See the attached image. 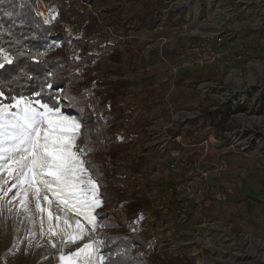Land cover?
Returning a JSON list of instances; mask_svg holds the SVG:
<instances>
[{
    "label": "rangeland",
    "instance_id": "374dc122",
    "mask_svg": "<svg viewBox=\"0 0 264 264\" xmlns=\"http://www.w3.org/2000/svg\"><path fill=\"white\" fill-rule=\"evenodd\" d=\"M38 3L35 9L49 21L46 1ZM80 3L107 24L106 38L89 37L75 19L81 14L68 12L67 20L59 0L52 15L60 16L62 37L91 39L89 51L95 56L89 67L97 82L78 88L88 105L101 88L112 91L113 82L120 86L117 95L127 111L126 123L114 127L120 145L112 147L113 154L104 149L97 156L84 145V123L77 114L20 97L0 106L4 147L10 145L11 117L19 118L26 106L40 113L50 109L49 119H66L68 128L79 125L68 135L87 169L80 177L85 198L98 199L99 206L103 202L88 164L101 160L114 167L125 199L142 197L144 229L163 259L173 254L180 257L177 264H264V0ZM117 4L120 9L110 15L106 9ZM233 35L245 43L232 42ZM63 39L58 51L72 57L79 48L66 49ZM118 49L123 56L117 62L113 53ZM11 60L8 53L0 54V64ZM226 104L232 108L231 130L220 133L211 117L202 119V129L186 122L204 111H218L221 117ZM189 128L207 139L194 143L181 132ZM42 179L32 182L11 162L0 171V264H102L99 206L90 210L94 220L89 221ZM89 180L96 185L95 196ZM112 210L125 211L119 195Z\"/></svg>",
    "mask_w": 264,
    "mask_h": 264
},
{
    "label": "trees",
    "instance_id": "16d2710c",
    "mask_svg": "<svg viewBox=\"0 0 264 264\" xmlns=\"http://www.w3.org/2000/svg\"><path fill=\"white\" fill-rule=\"evenodd\" d=\"M45 1L51 22L35 9L39 5L38 0H0V54L6 52L12 57L11 62L0 64L3 65L0 67V106L12 104L17 98L23 97L40 101L55 110H70L84 123L85 147L94 150L97 156L102 155L104 149L113 154L115 151L112 147H118L121 143L114 127L126 123L127 111L117 95L120 86L113 82L114 90L105 91L101 88L90 95L91 105H88L85 95L78 92V88H91L97 82L95 71L89 67L95 56L89 51L91 39L71 35L62 37L64 29L59 23L60 16L52 15L53 2L56 0ZM59 1V9L67 20L70 18L66 15L68 12L83 16L75 19L82 24L83 31L89 37L108 36L107 24L93 11L85 10L80 0ZM120 7L121 4H117L105 9L112 15ZM62 38L67 39L66 49L70 46L79 48L72 57L67 51H58L63 47L60 46ZM238 38L245 43L238 35L231 36L230 40L236 42ZM243 42L241 47L246 51L248 47ZM122 56L120 49L113 53L117 62L121 61ZM225 107L221 117L218 111H204L202 115L186 122L202 129V119L211 117L220 133L231 130L234 127L229 122L232 108L229 104ZM181 132L193 138L194 143L207 139V134L199 133L200 130L189 128ZM88 167L103 195V202L97 209L102 225L99 232L102 264H177L180 257L172 254L165 260L156 253V246L153 248L151 245L140 217L142 197L125 199V189L120 185L114 167H105L101 160L89 163ZM173 185L176 186V183ZM116 192L121 200H125L124 213L116 214L112 210L118 196ZM245 198L254 197L248 195Z\"/></svg>",
    "mask_w": 264,
    "mask_h": 264
},
{
    "label": "snow or ice",
    "instance_id": "6c2138e0",
    "mask_svg": "<svg viewBox=\"0 0 264 264\" xmlns=\"http://www.w3.org/2000/svg\"><path fill=\"white\" fill-rule=\"evenodd\" d=\"M43 107L47 109L46 105ZM50 113V109L40 113L26 106L19 118L11 117L7 125L10 145L5 148L3 137L6 125L3 110L0 109V171L4 169L6 162H11L18 174H30L32 182H35L36 177L45 178L41 183L46 188L63 193L64 197L72 202L74 210L78 213L83 210V214L92 221L94 217L90 215V210L98 207L100 201L87 200L80 189L82 183L80 177L87 169L83 167V161L72 151L73 142L68 135L69 131L78 129L79 125L73 123L71 128H68L64 126L66 119L65 121L49 119ZM88 183L92 186L91 195L95 196V183L91 180ZM52 185H55L54 189ZM88 247L90 246L86 245L80 252H84Z\"/></svg>",
    "mask_w": 264,
    "mask_h": 264
},
{
    "label": "built area",
    "instance_id": "2783aa9c",
    "mask_svg": "<svg viewBox=\"0 0 264 264\" xmlns=\"http://www.w3.org/2000/svg\"><path fill=\"white\" fill-rule=\"evenodd\" d=\"M224 197H226V196L224 195ZM160 207H161V208H164V207H165V205H163V204H162V205H160Z\"/></svg>",
    "mask_w": 264,
    "mask_h": 264
},
{
    "label": "bare ground",
    "instance_id": "6f19581e",
    "mask_svg": "<svg viewBox=\"0 0 264 264\" xmlns=\"http://www.w3.org/2000/svg\"><path fill=\"white\" fill-rule=\"evenodd\" d=\"M43 13H44V11H43ZM44 14H45V13H44ZM261 242H262V241H261ZM262 244L264 245V243H263V242H262ZM263 245H262V246H263ZM263 247H264V246H263Z\"/></svg>",
    "mask_w": 264,
    "mask_h": 264
},
{
    "label": "water",
    "instance_id": "95a60500",
    "mask_svg": "<svg viewBox=\"0 0 264 264\" xmlns=\"http://www.w3.org/2000/svg\"><path fill=\"white\" fill-rule=\"evenodd\" d=\"M40 12V11H39ZM41 14V13H40ZM43 16V15H42ZM44 18V17H43ZM45 19V18H44ZM49 22H51L50 20H49Z\"/></svg>",
    "mask_w": 264,
    "mask_h": 264
}]
</instances>
